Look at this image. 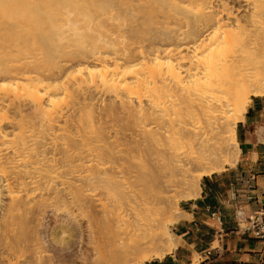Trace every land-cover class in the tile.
<instances>
[{
  "label": "bare ground",
  "instance_id": "bare-ground-1",
  "mask_svg": "<svg viewBox=\"0 0 264 264\" xmlns=\"http://www.w3.org/2000/svg\"><path fill=\"white\" fill-rule=\"evenodd\" d=\"M251 2L248 23L221 0H0V264L172 250L178 201L235 163V124L264 96Z\"/></svg>",
  "mask_w": 264,
  "mask_h": 264
},
{
  "label": "crops",
  "instance_id": "crops-1",
  "mask_svg": "<svg viewBox=\"0 0 264 264\" xmlns=\"http://www.w3.org/2000/svg\"><path fill=\"white\" fill-rule=\"evenodd\" d=\"M237 122L235 163L200 178L198 195L177 204L183 214L170 226L176 247L141 264H264V238L244 231L234 215L264 210V96L251 97Z\"/></svg>",
  "mask_w": 264,
  "mask_h": 264
},
{
  "label": "rangeland",
  "instance_id": "rangeland-1",
  "mask_svg": "<svg viewBox=\"0 0 264 264\" xmlns=\"http://www.w3.org/2000/svg\"><path fill=\"white\" fill-rule=\"evenodd\" d=\"M221 2L225 3V5H227V8L229 9V11L224 15V18H226L228 20V22H234L236 20H239V21L243 22L245 20V21H248V23H249L250 18H249V20L247 18H248L249 15H251V12H252L251 11L252 10V2H251V0H250V2L249 1L242 2L240 0H221ZM4 81L7 82L8 80H4ZM4 81H1V82H4ZM262 90L264 91V86H262ZM106 97H108V96H105V98ZM108 98H106V99H108ZM97 103H99V100L97 101ZM99 104H101V103H99ZM3 126H5V125H3ZM5 128L4 129L8 130V131L12 130L10 125H6ZM169 193L170 194L167 193L168 195H166V196H169V195L173 196L174 195V192H169ZM40 194H42V193H40ZM3 202L4 203L7 202L5 197H3ZM179 202L180 201H178V203ZM175 208H178L177 205H176ZM171 214H172L171 210L168 211L167 214H165L164 218H165L166 222L169 221V216ZM53 215H54L53 212H49L48 211L46 216L41 221V228H39L40 232L44 234V236L46 237V240H48V241L50 239V237H49V233L51 232L50 228L54 227L57 224V223H55L57 218H56L55 215L54 216ZM57 216L61 217L62 214H60V212H59V213H57ZM169 229L171 231L170 226H169Z\"/></svg>",
  "mask_w": 264,
  "mask_h": 264
},
{
  "label": "built area",
  "instance_id": "built-area-1",
  "mask_svg": "<svg viewBox=\"0 0 264 264\" xmlns=\"http://www.w3.org/2000/svg\"><path fill=\"white\" fill-rule=\"evenodd\" d=\"M240 222V227L244 231H249L256 238H264V210L257 211L246 218H242L240 212H235L234 214ZM210 217H213L215 222L220 225L221 219L220 215L216 212H211ZM221 232V228L218 231Z\"/></svg>",
  "mask_w": 264,
  "mask_h": 264
}]
</instances>
